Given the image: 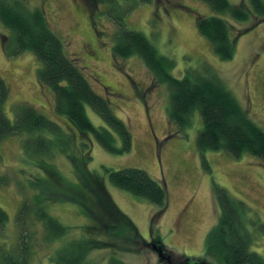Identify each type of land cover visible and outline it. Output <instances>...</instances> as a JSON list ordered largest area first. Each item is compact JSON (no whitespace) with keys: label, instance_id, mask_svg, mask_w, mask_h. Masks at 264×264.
Segmentation results:
<instances>
[{"label":"rangeland","instance_id":"rangeland-1","mask_svg":"<svg viewBox=\"0 0 264 264\" xmlns=\"http://www.w3.org/2000/svg\"><path fill=\"white\" fill-rule=\"evenodd\" d=\"M24 1L31 8L44 10L50 25L63 39L67 54L76 60L93 89L109 99L115 114L129 124L133 134L131 150L122 154L105 150L90 134L91 142L85 141L91 150L88 167L104 178L117 205L136 223L148 246L139 252L96 249L90 255L91 262L110 264L109 259L117 257L123 260L122 264H164L162 262L170 258L172 264L198 261L223 264L208 251L209 234L220 217L214 182L243 200L252 210L249 213L253 215L250 230L255 235L252 249L264 257V163L253 155L235 157L225 150L201 153L197 145L202 127L199 111L193 114L192 125L185 129L169 120L167 85L155 81L141 57L122 58L114 54L118 25L113 15L123 9L129 10L125 18L128 28L146 34L162 54L175 60V76L183 77L190 68L202 69L208 65L263 129L264 20L252 14L248 20L239 22L217 14L201 0H118L116 8L104 1L87 0L89 11L85 12L76 10L75 0ZM230 1L234 5L251 6L250 0ZM197 14L220 15L229 21L236 41L232 59L218 57L212 43L197 28ZM9 33L0 20V77L9 87L4 105L6 116L15 121L19 106L35 107L64 131L72 133L73 150L79 155L80 143L87 140V136L56 112L52 90L38 79L40 61L37 56L30 51L7 56L2 35ZM86 112L96 126H106L91 106H86ZM28 137V133H20L0 142V177L11 179L7 184L0 182V207L9 215L5 234L9 241L16 239V215L26 195L34 193L28 185L29 180L42 177L46 182V194L53 190L54 194L50 195L56 199L49 201V210L68 226V232L47 249H37L30 264H52L49 260L52 250L65 240L85 239L86 227L94 221L82 213L78 202L57 200L62 187L56 184L51 188L47 172L35 165L27 154L24 141ZM116 139L120 145V138L116 136ZM44 158L51 160L67 179L77 181L74 165L64 152L57 150L52 157ZM126 167L143 168L166 185L169 203L158 217L155 218V214L161 209L159 206L113 185L105 171ZM156 236L160 237L158 242L154 241ZM158 244L163 249L162 254Z\"/></svg>","mask_w":264,"mask_h":264},{"label":"trees","instance_id":"trees-1","mask_svg":"<svg viewBox=\"0 0 264 264\" xmlns=\"http://www.w3.org/2000/svg\"><path fill=\"white\" fill-rule=\"evenodd\" d=\"M99 1L116 8L118 0ZM201 1L217 14H224L239 22L248 20L252 14L264 20V0H250V7L246 3L234 5L230 0ZM125 10L113 15L118 25L113 52L122 58L141 57L155 81L167 85L170 95L167 109L169 120L185 129L192 125L193 114L199 111L202 127L198 132L197 145L201 153L225 150L235 157L250 154L264 163V129L250 117L218 74L205 65L202 69H188L183 77L175 76V60L162 54L146 34L129 29L125 21L129 10ZM0 20L10 31L2 35L7 56L33 52L40 61L38 79L52 90L56 112L87 136V140L81 141L77 155L73 150L72 133L64 131L57 122L35 107L19 106L15 121H11L4 112L9 87L0 77V142L10 136L28 133L24 149L34 164L47 172L51 188L54 189L56 184L61 185L62 191L58 193L60 198L57 200L78 202L82 213L94 221L86 227L85 239L75 237L65 240L60 247L52 250L49 260L52 264H94L90 255L96 249L141 251L148 246V241L130 216L117 205L105 186L104 178L89 169L91 150L85 142H91V134L111 153L128 152L133 145L129 124L115 114L107 97L93 89L76 60L67 54L63 39L52 28L42 8H31L24 0H0ZM196 25L199 32L212 43L220 59L234 57L236 41L226 18L197 14ZM87 105L101 116L106 126H96L91 121L86 112ZM45 132L51 136L43 134ZM116 136L121 140L120 145ZM57 150L64 152L74 165L76 182L67 179L51 160L44 158L52 157ZM105 171L113 185L159 206L161 209L155 218L167 209L169 194L166 185L143 168ZM1 180L5 184L11 181L5 176L0 177ZM45 183L39 176L29 180L28 185L34 193L26 195L16 215L15 240L9 241L5 234L9 215L0 207V264H30L37 249H47L49 244L62 240L67 234L68 226L49 210V201L56 199L50 195L53 190L46 194ZM214 191L220 217L209 234L208 251L223 264H264V257L252 249L255 235L250 230V223L253 224L250 207L215 182ZM262 230L264 232V228ZM104 234L108 237H103ZM159 239L156 236L154 241L158 242ZM117 262L122 264L123 260L117 257L109 259L110 264Z\"/></svg>","mask_w":264,"mask_h":264},{"label":"flooded vegetation","instance_id":"flooded-vegetation-1","mask_svg":"<svg viewBox=\"0 0 264 264\" xmlns=\"http://www.w3.org/2000/svg\"><path fill=\"white\" fill-rule=\"evenodd\" d=\"M87 0H75V8L78 12H85V11H89V6L86 4ZM180 7L182 8H185V9H188L190 10L189 7L183 5V4H180L179 5ZM162 263L164 264H172V260L171 258L168 259V260H165L163 261Z\"/></svg>","mask_w":264,"mask_h":264},{"label":"water","instance_id":"water-1","mask_svg":"<svg viewBox=\"0 0 264 264\" xmlns=\"http://www.w3.org/2000/svg\"><path fill=\"white\" fill-rule=\"evenodd\" d=\"M159 250H160V254H162L163 253V249L161 247H159ZM195 264H209V263H206L205 261H198Z\"/></svg>","mask_w":264,"mask_h":264}]
</instances>
